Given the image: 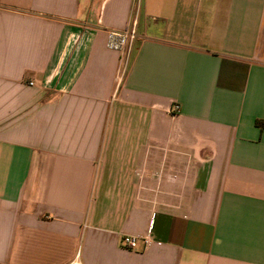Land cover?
<instances>
[{"label":"crops","instance_id":"obj_1","mask_svg":"<svg viewBox=\"0 0 264 264\" xmlns=\"http://www.w3.org/2000/svg\"><path fill=\"white\" fill-rule=\"evenodd\" d=\"M78 253L264 264V0H0V264Z\"/></svg>","mask_w":264,"mask_h":264},{"label":"built area","instance_id":"obj_2","mask_svg":"<svg viewBox=\"0 0 264 264\" xmlns=\"http://www.w3.org/2000/svg\"><path fill=\"white\" fill-rule=\"evenodd\" d=\"M136 38V30L135 26L131 25L124 30L115 31L111 30L107 32V48L112 51H117L125 54L127 57L130 53L131 46ZM174 111L179 112V106L176 105L174 107ZM151 237L149 235L138 238L126 236L122 239V244L124 247L129 248L131 250H138L143 247L146 249L151 244ZM72 264H82L80 260V253L77 254L76 259L72 262Z\"/></svg>","mask_w":264,"mask_h":264}]
</instances>
